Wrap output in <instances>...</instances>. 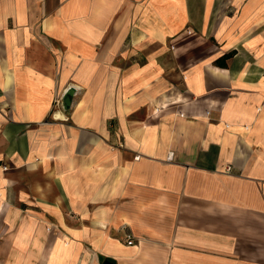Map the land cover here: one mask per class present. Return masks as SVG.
Instances as JSON below:
<instances>
[{
    "label": "crops",
    "instance_id": "0c3cea01",
    "mask_svg": "<svg viewBox=\"0 0 264 264\" xmlns=\"http://www.w3.org/2000/svg\"><path fill=\"white\" fill-rule=\"evenodd\" d=\"M0 264H264V0H0Z\"/></svg>",
    "mask_w": 264,
    "mask_h": 264
},
{
    "label": "built area",
    "instance_id": "2783aa9c",
    "mask_svg": "<svg viewBox=\"0 0 264 264\" xmlns=\"http://www.w3.org/2000/svg\"><path fill=\"white\" fill-rule=\"evenodd\" d=\"M56 104H57L58 109L55 111V118L60 119L61 118V115H60V107L64 106L63 97L60 98V99H58L57 102H56ZM126 242L128 244H133L134 241H133V238H132L131 235H129L127 237Z\"/></svg>",
    "mask_w": 264,
    "mask_h": 264
},
{
    "label": "water",
    "instance_id": "95a60500",
    "mask_svg": "<svg viewBox=\"0 0 264 264\" xmlns=\"http://www.w3.org/2000/svg\"><path fill=\"white\" fill-rule=\"evenodd\" d=\"M73 95H74V89H69L64 94L63 101H64L65 109H68L71 106V104H72L71 97Z\"/></svg>",
    "mask_w": 264,
    "mask_h": 264
},
{
    "label": "rangeland",
    "instance_id": "374dc122",
    "mask_svg": "<svg viewBox=\"0 0 264 264\" xmlns=\"http://www.w3.org/2000/svg\"><path fill=\"white\" fill-rule=\"evenodd\" d=\"M57 105V104H56Z\"/></svg>",
    "mask_w": 264,
    "mask_h": 264
}]
</instances>
